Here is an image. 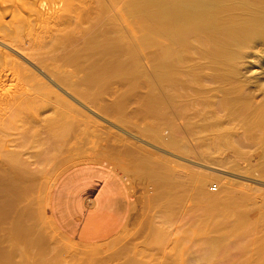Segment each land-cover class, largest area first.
I'll return each mask as SVG.
<instances>
[{"label": "bare ground", "instance_id": "1", "mask_svg": "<svg viewBox=\"0 0 264 264\" xmlns=\"http://www.w3.org/2000/svg\"><path fill=\"white\" fill-rule=\"evenodd\" d=\"M106 1L0 0V44L18 53L34 70L38 69L34 71L25 64V61V63L21 62L4 47H0V154L10 165H5V170L1 169L0 186L5 179L4 176L7 175L6 179L9 176L11 180L13 174L12 188L17 191L11 195L12 198H9V193L7 194L9 209L15 211L16 208H12L13 206L26 202L31 196V190L38 185L31 177L34 167L31 168L30 163L22 156L24 144L27 143L24 138L29 139L24 137V132L33 130L32 136L35 137L34 132L39 130H34L33 124L40 122L39 118L46 110H53V115L46 119L47 123H44L51 130L50 133H53L52 137L50 134L49 138L45 137L47 139L51 137L53 140L43 141L46 146L39 144L40 147L46 148H41L39 155L36 154L37 160L38 157L42 158L45 163L46 159L51 160L53 156L56 158L57 150L61 148L62 141L65 142L66 135L77 127V118L81 116V110H71L70 107L74 105H71L56 88L62 91L66 88L65 91H71L86 101L92 99L89 102L94 101L93 99L96 100L95 102H102L111 84H122L127 81L129 83L126 82V87L129 85V89L141 85L138 84L140 79L148 74L146 69L143 71L141 62L148 57L151 58L153 70L147 82L153 86L143 108L150 112L147 114H152L151 119L154 121L150 123V129L153 135L160 136L169 129L171 139L167 146L190 152L187 142L189 137L194 136L193 139L198 142L197 138L203 132L206 134L207 131H212L219 137V148H228L236 152L237 156L242 155L243 151L245 154V149H260L264 164V86L260 89H251L245 80H239L242 61L252 51L254 57L260 56L257 54L264 56V0H126L127 2L112 0L116 7H120L116 10V18L109 15ZM94 2L97 5H94ZM124 8L130 10L128 12L133 16L137 14L136 16L139 17V24L133 30V40L128 39L121 27L120 15ZM3 41L17 47L24 54ZM257 92H262L263 95L259 100ZM121 101L120 99L117 103L110 101L114 103L112 106L106 102L108 105L106 108L103 100L102 103L105 105L102 107L105 106L107 112L115 111L119 113L117 115L122 116ZM178 120H184L185 124ZM28 121L32 122L31 129L26 126ZM179 123L184 127L182 128ZM81 126L83 127V124ZM17 128L22 129L19 130V134L17 133L19 140L21 139L20 143L22 139L26 143L22 145L23 142L21 144L18 142L20 149L15 150L7 145L8 140L5 137L10 136L12 131L10 129L18 131ZM21 134H24L23 137ZM46 141H49L50 145L46 144ZM201 141L199 143L204 142ZM9 142L8 144L12 143ZM32 142L34 143L31 138ZM199 143H195L197 148L201 149L203 146L202 149L210 153L212 146L209 143ZM47 145L48 148H53V152L54 149L56 150L53 156L49 153L51 149H48ZM244 154L243 157L246 155ZM146 155L139 154L137 157L132 154L131 159L127 158L130 160L123 164L128 171L147 175L149 178L151 176L160 185L159 196L167 198L163 206L166 218L171 220L175 208L173 205L176 204H172L173 202L180 200L187 202L184 199L191 198L202 205L198 215L204 222L192 238V242L196 245L195 248L192 247L194 255L186 259L189 262L184 261L183 256L181 260L184 264L197 261H200L199 264H225V259L229 261L226 262L227 264H264V233L261 235L258 231L264 230L262 203L258 205L259 201L250 193L248 194L252 198L244 192L241 193L242 190L232 186L236 185L235 183H231L232 185L229 182L223 183L221 178L208 173H185L174 170L165 162L162 163L163 161H157L152 158L153 156ZM206 155L203 157L207 162L222 164L211 154ZM237 159H234L231 165L234 169L237 168L235 161ZM56 160L54 167L63 164L57 158ZM43 171V167L35 170V172ZM9 179L6 182H9ZM213 183H218L220 187L216 188V192L209 187ZM7 187L5 184L1 186V188ZM46 187L47 185L43 189ZM8 189L11 191L10 187ZM7 190L0 189V192H8ZM190 190H193V195L188 197ZM0 197L4 198L1 195ZM1 201L0 235H2L1 231L6 230H2L4 222L12 218L9 217L12 211L7 212L8 207H5ZM181 203L183 202L180 201ZM23 208L20 213L18 212L19 215L17 214L13 223L15 237L12 242L16 240L29 247L38 248L37 250L32 248L37 251L33 263L36 261V264H46L43 256H46L48 252L46 250L50 247V240L45 234L46 229H43L46 226L42 227L41 224L39 226L38 223L42 221L35 223V219L40 218L39 215L34 217L38 212L33 214L28 205ZM255 212L259 215L257 214L258 217L255 215L256 219L253 220L254 218L251 219L250 216ZM153 225L155 226L150 228L154 235L153 239L156 243L164 244L168 236L164 225ZM203 228L208 230L204 232ZM258 232L260 235L256 236ZM18 249L16 248L22 257L21 248ZM32 249L30 252L33 251ZM182 249L184 250L180 247L179 251L174 252L173 258L178 255L177 259L180 261L179 256L187 254L186 250L181 254ZM12 251L0 247V264H18L17 259L14 262L12 258L16 254L12 255ZM27 252L28 250L23 253L24 260L29 253ZM90 255L92 256L93 252ZM29 260L31 262V259ZM92 261L94 263L95 260ZM125 264L148 263L134 254L128 257Z\"/></svg>", "mask_w": 264, "mask_h": 264}, {"label": "rangeland", "instance_id": "2", "mask_svg": "<svg viewBox=\"0 0 264 264\" xmlns=\"http://www.w3.org/2000/svg\"><path fill=\"white\" fill-rule=\"evenodd\" d=\"M125 2H127V1L125 0ZM105 3H106L107 8L109 10V15L111 17L116 18V10H118L120 7H116L113 4L112 0H107ZM93 4L97 5V3H95V2ZM128 11H130V10H128L126 8H124V11L121 10L120 22H121V27H122L125 35L128 37L129 40H133L134 39L133 30L136 27V25L139 24V17L136 16L137 14H134L135 16H133ZM3 42L5 44L12 46V48L21 52L22 54H24L17 47H15V46H13V45L5 42V41H3ZM0 47L1 48L4 47V49L7 50L8 52L12 53V55L14 57H16L18 60H21V62L25 61L26 63L25 62L24 63L26 65L28 64V66L32 68V66L29 65V63H27L26 60H23L24 58L19 56L18 53H16L15 51L14 52L11 51L8 47H6L2 44H0ZM252 53H254V51H252ZM252 53H250V55L248 57H246L244 59V61H242V64L240 67V78H239V80H245L248 87L251 89H253V88H259L260 89L261 86H264V56H262L261 54H257L260 56L259 57L255 56L256 57L255 58L254 57L255 54L252 55ZM145 57H147V56H145ZM141 59H142V57H141ZM146 59L144 58V60L141 62V64H143L142 65L143 71H145V69H146V72L148 74L146 77H142L140 79L138 84H141V85H139V86L137 85L138 87H135L134 89H129V85H128V87H126L127 81L126 82L124 81L125 83L122 82V84L121 83L120 84H117V83L111 84L109 86L110 89L108 88L109 90L106 91V93L108 92L109 94L107 93L105 95L106 97L104 96L103 97L104 99L101 100L102 102H103V100H105V103L107 102L108 105L111 104L110 106H112L114 103H117L118 99H120V101L122 100L121 101V104H122L121 105L122 106L121 114H122V116L117 115L119 113L115 112V111L114 112L116 114L114 112H109V111L107 112V110H106V108H108L107 103H106V105L102 102H99V101H97L98 102L97 103V102H95L96 101L95 99H93L94 101L89 102L92 99H88V101H86V99H82L77 94L74 95L75 93L73 94V92H71V91H65L66 90L65 87H63V88H65V90L63 89L64 91H62L61 89L58 90V88H56L57 91L65 99H67V101H69V103H71V105H74V107L69 106L71 108V110H73V109H76L78 111L81 110L80 112L83 114V115L81 114L82 117L78 116V118H77V121L79 122V123L77 122L78 128L75 127L74 131H72V132L68 133V135H66L67 138L65 137L66 138L65 142H63L64 140L62 141V143L60 145L61 148L59 150H57L58 153L56 152L57 156L55 155L56 153L54 154L56 156V158L58 159V161L63 162V164L61 163V165H59V167H54V165L56 163V162H54V160L55 161H57V160L53 156V153L56 150L54 149V152H53V148L52 147L48 148V145H47V148L51 149L50 150L51 152H49V153H51V156H53V157H51V160H49L50 158L46 159V161L44 160L45 163H43L42 158L38 157V160L40 159V161H38L36 158L37 157L36 154L39 155L40 151L42 150L41 148H43V149L46 148L45 147L46 145H45V143L43 144V141H45L47 138H49V134H50V136H51V134H53V133H50L51 130H49L47 128V126L44 124L46 122V119L50 118L53 115V110L52 109H48V111L46 110L44 113L41 114V116L39 118L40 122L33 124L34 128H35L34 130H39V131H36V132H39L38 134L36 132H34V134L36 135L35 137L32 136L33 130H30V132L27 131L28 134L26 132H24L25 133V135L23 134L24 137L29 138L30 141L28 142L29 139L27 140L24 138V140L27 141V143H28L27 144L25 141L23 142V139H22V141H21V143L23 142L22 145L24 143H26V144H24V147H25V148L23 147L24 149L21 147V149H23L22 154H24L22 156L25 157L26 160L30 163L31 168L34 167L33 168L34 173L31 174V177H33V179H35V182H37L38 185H35V187H34L35 189L33 188L31 190L33 193V194L31 193L32 197L29 196L27 198L26 202L23 201L22 204H20L21 206L18 204L17 206L12 207V208H16L15 211H14V209L13 210L9 209L8 206H10V205L7 202V201H9L10 197L12 198L11 195H14L15 194L14 192H17L16 190H14V188H12V182L11 181H12L13 174L11 176V180L9 179L10 177L8 176L9 182H11V184H9V182H6L8 180V179H6L7 175L4 176L5 179H3L1 186L3 187V185L5 184V187L8 186L7 188H1V186H0L1 191L2 190L6 191L10 187L11 191L8 189L7 190L8 192H4V191L0 192V195L4 196V198L0 197V199L2 200V201L1 200L0 201H1V203H3V205H5V207L6 206L8 207L7 212H10L9 210H11L12 211L11 213L13 214V216H15V217H13L11 213H8L9 215L11 214L10 216L9 215L8 216L12 217L13 219L10 218L9 221L7 220L6 222H4V226H3L2 230L3 229H6V230L1 231L2 235H0V247H2V249H4V250L10 249V251H12V249L15 248L11 252L12 255L16 253L14 255L15 257L12 256L14 262L17 259L16 263L18 262V264H22V263L31 264V262H32V264H36L35 263L36 261L33 263V260L35 259L34 254L37 252L35 250H37L38 248L35 249L34 246L29 247V246L25 245V243L22 242L23 243L22 244L20 241H16L15 239H14L15 241L12 242L13 237H15V232L13 230L14 229V227H13L14 226L13 225L14 220L19 215L18 212L20 213L21 210L24 209L23 207H25L26 205L29 206V209L32 210L31 211L32 213L34 212L33 214L38 212V213H36V215H34V217L35 216L37 217L39 215L40 220L35 219V223H36V221H38V222L42 221V223H38L39 226H40V224L42 225V227L46 226V228H43V229H46L45 234H46L48 240H50L49 241L50 247L48 248V250H46V252L48 251L46 253L47 257L43 256V258H44L43 260L45 261L46 264H80V263L83 264L84 262H85L84 264H86V263L87 264H95V263L98 264L97 262H99V263L101 262L100 264H125L128 257H130L134 254H136L139 258H141V260L146 261L148 264H179V263L184 264V261L189 262V260H186V259L188 257H189L188 259H190V257H192L194 255L193 254L194 250L192 249V247H194L195 243L192 242V238L194 237V234L197 233L196 230L199 228L200 225H203L202 223L204 222V221L202 222L200 216L198 215L200 213L199 209L202 207V205L197 204L191 198L184 199V200H187V202L180 200L183 203L185 202V204H183V203L180 204V201L173 202L172 204L176 203L173 205L175 208H174V211L172 213V217L173 216L174 217L173 218L171 217V220H170V218H166L165 217L166 214L164 213L165 210H164L163 206H165V202L167 201V198H162L161 196H159L160 190H161L160 185L157 182H155V180L151 176L149 178V176H147V175H143V174L139 175L137 173L135 174L134 172L128 171V169L125 167L124 164H126L131 159L130 157L132 154L134 156H137V157L139 156V154H142V155L147 154L146 156L151 155V156H153L152 158H154L155 160L160 161V162L163 161L162 163L165 162L170 168H173L174 170H180L181 172H185V173L195 172L197 174L208 173V174H211L213 176L214 175L218 176L219 178L222 179L223 183H227V182H229L230 184L235 183L237 186L232 185V184L231 185L238 188L240 191L242 190L241 193L244 192V194H246V195H249L248 193H250V195H252L257 201H259L258 205H260V203H262L261 205L264 206V166L262 167V165H264V164L262 163V159H261L262 158L261 157L262 152L260 149H256V148L255 149L249 148L248 150L245 149L246 155L244 154L245 151H243V154L246 156V157L244 156L245 158L243 157V154L242 155L240 154V156H237V155H235V154H237L236 152L229 150L228 148H225V147L219 148V146H218L219 145L218 135L212 131H207L206 134L203 132L201 134V136L197 138L198 142H196L193 139L194 136L189 137L188 138L189 140L187 139V142H188L189 147H190V152H186V151H183L181 149L176 150V149H173V148H170L169 146H167V143L171 139L169 129L162 132V134L160 136L153 135V133H152L153 131L150 129V123L154 121L153 119H151V118H153L151 116L152 114H147L148 111H146L143 108L144 104L146 102V97L148 95H150L151 88L153 86L151 83L147 82L150 80V78H151L150 74L152 73V70H153L152 69L153 68L152 63L150 62L151 58L148 57ZM148 61H149V63H148ZM32 69L34 70V68H32ZM34 71H38V69L34 70ZM148 77H149V79H148ZM144 78H145V80H142ZM145 81L147 82V84ZM140 82H142V83H140ZM127 83H129V82H127ZM142 86H143V88H142ZM67 92H69V93H67ZM127 92L129 95L126 94ZM121 95H123V96H121ZM257 95H258L257 96L258 100L263 97L262 92L258 93ZM120 96H121V98H119ZM122 97H123V99H122ZM110 101H112V102L115 101V102L111 103ZM141 104H142V106H141ZM103 105H105L107 107L104 108L105 106L102 107ZM46 113H47V115H46ZM148 113H150V112H148ZM30 116H32V115H30ZM182 121L184 122V120H178V122H182ZM28 122L29 123L26 124V126L28 125L29 129H31L32 128V126H31L32 122H30V121H28ZM82 124H83V127L81 126ZM179 124L181 125V127L182 126L184 127V125H182L181 123H179ZM183 124H185V122ZM15 129H10V131L11 130L12 131L10 133V136H8V138H6L5 135L4 136L2 135V136L5 137V139H7L8 141H10V142L12 141L13 145L10 142H9L10 144H8V141H7V145L9 147H11V149L13 148V149L17 150V149H20L18 147L21 144L20 143L21 139L19 140L18 134H19V130L22 131V129L17 128L18 131ZM41 129H43V130H41ZM47 130H49V131H47ZM46 132H48V133H46ZM21 133H23V132H21ZM26 134H27V136H26ZM69 134H71V135H69ZM7 135L8 134H6V136ZM16 135L18 136V138ZM23 135L21 134L22 137H23ZM187 135H186V137L190 136L191 134L188 136ZM45 136H47V138ZM76 136H77V138H76ZM30 137L32 138V140L34 141V143L36 145L33 142L31 143ZM41 137L43 140H41ZM51 137H50V139L52 141L53 139ZM16 139H18L19 141ZM50 139H47V140H50ZM39 140L41 142H39ZM81 140L82 141L84 140V141L82 142ZM87 140H89L88 143H87ZM200 140H202L204 142L201 141L202 143H199ZM71 141H72V144H71ZM79 141H81V142H79ZM90 141H92V142H90ZM18 142L20 144H18ZM68 142L71 144V146ZM195 143H199V144H204V143L208 144L209 143L212 146V148H210L211 149L210 153L204 151L202 149L203 146L201 149L197 148V146H195L196 145ZM16 144H17V146H16ZM39 144L41 146H43V145H45V146L40 147ZM46 144L50 145L49 141ZM25 145H27V146H25ZM74 145H76V146H74ZM102 145L106 146V147H103ZM199 146L200 145H198V147ZM25 149H27V151H25ZM206 154H211L213 158L220 160L222 164H215V163L207 162L206 160H204L205 158L203 157L204 155L207 156ZM1 155L2 154H0V172L2 170H5L6 166L9 165L5 160H3V158H2L3 156H1ZM241 156H242V158H241ZM238 157L241 159L240 160L237 159ZM127 158H130V159H127ZM234 159H237V160H235V161H237V163H236L237 168H235V169L233 168V166H231ZM123 160H127V161H123ZM47 161L51 165H49V163L46 164ZM87 161L104 162V163L109 164L110 166H112L116 170H118L122 174L123 178L125 179V181L127 183V186H128L129 191L131 193V199H132L131 215L129 217L128 222L125 224V226L122 228V230L117 235H115L113 238H111L107 241H104V242H101L98 244H92V245L78 243L74 240L69 239L65 235L61 234L57 229L55 230L56 227L53 224L52 219H51V215H50V196H51L53 186H54L55 182L57 181V179L68 168L75 166L77 164L83 163V162H87ZM38 162H39V164H38ZM64 164H67V165H64ZM45 165L48 168H46ZM37 166L43 167L44 171L43 172H35L36 168H38ZM122 167L124 170L122 169ZM7 169H9V167H7ZM126 170H127V172H126ZM141 177H142V179H141ZM43 183L47 185L46 189H43L46 186ZM157 184H158V186H157ZM217 185H218V183H213L209 187H210V189H213V191L216 192L217 191L216 188H218V189L220 188L219 185L218 186ZM49 186H50V188H48ZM156 187H159V188L156 189ZM238 189H237V191H239ZM42 192H44V193L42 194ZM34 193H35V195H34ZM236 193H240V192H236ZM7 194L9 195V198H7L8 197ZM192 195H193V190H190L188 193V197H190ZM252 196H250V197L252 198ZM40 202H41V204H40ZM23 204H25V205H23ZM179 204H180V206H178ZM41 208H43V209H41ZM179 208H181V209H179ZM40 209H41V211H39ZM198 211H199V213H198ZM257 214L259 215L258 212H257ZM257 214H256V212L254 214H252L250 216L251 219H253L254 216ZM258 215H257V217H258ZM255 219L256 218H254L253 220H255ZM164 221H165V223H164ZM9 224H10V226H9ZM153 224H157V225L163 224L164 225L165 228L163 226H162V228H164V230L166 229V232L168 233V236H167L168 240L166 239L164 241V244H162L163 242L162 243H159V242L156 243L155 239H153L154 235L150 229V228L155 226ZM53 227H55V228H53ZM258 228H260V227L258 226ZM47 229H48V231H47ZM207 230L208 229L205 230V228L202 229V231H204V232H206ZM221 230H223V229H221ZM258 231L260 232L261 235L264 233V230L260 229ZM256 232H257V230H256ZM259 232L256 233V236L260 235ZM217 233H215V234H217ZM191 234H193V235H191ZM8 236H10L9 237L10 240H9ZM188 237H191V238H188ZM185 240H189V241L185 242ZM18 242H20L22 245ZM191 243H194V244H191ZM190 244L192 246H190ZM24 245L27 247L25 248ZM18 247L21 248L20 252H22V257L19 254V251L17 252V250H19ZM33 247L35 250L32 249ZM180 247L184 248V250L182 249L183 251L181 252V254L185 250H186L187 254L183 253L184 255H180L181 257L179 256V258H180V261H179V259H177L178 255H175V257L173 258V256H174L173 254H175L177 251H179ZM189 247H191V248H189ZM16 248H17V250H16ZM29 248H31L33 251L30 252L31 249L29 250ZM15 250H16V252H15ZM26 250H28V252H29V253L27 252L28 255H30L32 253L33 257H32V254H31V256L27 255L26 260H24L25 256L23 253L26 252ZM92 252H93V255L91 256L90 254H92ZM48 254H50V255H48ZM29 257H32V258H29ZM182 257L184 258L183 259L184 261L181 260ZM28 258L31 259V262ZM50 258H52V259H50ZM22 260L24 262H22ZM92 260H95L97 262L94 261V263H93ZM225 260H226V262L228 261L227 259H225ZM46 261H49V262H46ZM223 261H224V259H223ZM199 262L200 261H197L196 263H194V262L193 263H191V262L186 263L185 262V264H199ZM226 262H225V264H227Z\"/></svg>", "mask_w": 264, "mask_h": 264}, {"label": "crops", "instance_id": "3", "mask_svg": "<svg viewBox=\"0 0 264 264\" xmlns=\"http://www.w3.org/2000/svg\"><path fill=\"white\" fill-rule=\"evenodd\" d=\"M131 210V193L122 174L100 161L68 168L50 196L53 224L61 234L81 244L113 238L128 222Z\"/></svg>", "mask_w": 264, "mask_h": 264}]
</instances>
